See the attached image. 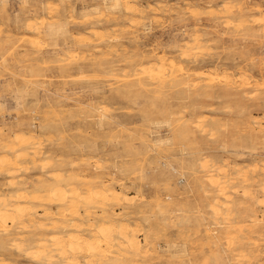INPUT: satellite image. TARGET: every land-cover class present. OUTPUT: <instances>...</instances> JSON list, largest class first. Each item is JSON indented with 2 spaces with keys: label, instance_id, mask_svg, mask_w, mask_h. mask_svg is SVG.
<instances>
[{
  "label": "rangeland",
  "instance_id": "374dc122",
  "mask_svg": "<svg viewBox=\"0 0 264 264\" xmlns=\"http://www.w3.org/2000/svg\"><path fill=\"white\" fill-rule=\"evenodd\" d=\"M120 1L0 0V155L27 168L0 194L32 225L0 261L63 264L50 236L77 220L128 227L105 264H264V0Z\"/></svg>",
  "mask_w": 264,
  "mask_h": 264
},
{
  "label": "bare ground",
  "instance_id": "6f19581e",
  "mask_svg": "<svg viewBox=\"0 0 264 264\" xmlns=\"http://www.w3.org/2000/svg\"><path fill=\"white\" fill-rule=\"evenodd\" d=\"M116 1V0H115ZM118 1V0H117ZM122 1V0H121ZM120 1V2H121ZM124 2V1H123ZM125 3H127V2H125ZM117 4V3H116ZM131 3L130 2H128L127 3V8H129L130 9V7L128 6V5H130ZM134 4H132V6H133ZM123 6V5H122ZM126 6V5H125ZM137 7V6H136ZM135 6H134V10H135V8H136ZM126 8V9H127ZM131 8H133V7H131ZM136 9H139L138 7L136 8ZM130 11H133V9L132 10H130ZM135 12H136V10H135ZM137 12H138V10H137ZM136 12V13H137ZM161 67V69H162V67L163 68H166V66H164L163 64H162V66H160ZM167 69V68H166ZM163 70V69H162ZM29 135V134H28ZM27 135V136H28ZM38 135V134H37ZM27 136H26V138H27ZM35 136V135H34ZM33 136V137H34ZM19 136H17L16 138H18ZM30 137V135L28 136V138L26 139L25 138V136L24 137H22V138H24V139H20V138H18V140H17V142H18V144L19 145H23L24 146V144H28L29 146H27V147H23V149H29V150H31V151H29L28 152V154L31 156V159H32V161H33V163H35V158H36V156L39 154V151H38V148L35 146V145H37L38 146V142L36 143L35 141H36V139H35V141H34V138H29ZM37 139H38V137H36ZM38 141H39V139H38ZM25 145V146H26ZM7 146V145H6ZM9 147H11V146H9ZM6 148V147H5ZM13 148V147H12ZM11 148V149H12ZM16 148V147H15ZM7 150L9 149V148H6ZM22 149V147L20 148V151H22L21 150ZM27 151V150H26ZM26 151H22V152H26ZM13 153V152H12ZM23 153V154H24ZM5 155V154H4ZM7 155V154H6ZM9 155V154H8ZM40 155V154H39ZM10 156V155H9ZM9 156H1L0 155V172H6V173H11V171H17V170H19V169H21V167H23L22 166V161H21V157L22 156H24V155H22L20 152H17V154H16V156L14 155V157H9ZM25 156H26V153H25ZM27 157H28V155H27ZM49 161V160H48ZM48 163V162H47ZM67 163V162H66ZM40 164H42V163H40ZM46 164V163H45ZM44 164V165H45ZM36 164H34V166H35ZM47 165V164H46ZM43 167V166H42ZM46 166H44L43 168H45ZM26 167H23V169H25ZM27 169V168H26ZM45 170H47V169H45ZM19 171H21V170H19ZM12 172V173H13ZM15 173V172H14ZM51 173V172H50ZM3 175V174H2ZM11 175V174H10ZM16 175V174H15ZM51 175V174H50ZM13 176H14V174H13ZM55 176V175H54ZM11 178H13V177H11ZM58 178V177H57ZM65 178V177H64ZM11 181L13 180V179H10ZM13 184V183H12ZM19 188H21V187H19ZM81 189V188H80ZM100 189V188H99ZM113 189V188H112ZM24 190V189H23ZM21 191V190H20ZM25 191V190H24ZM23 191V192H24ZM81 191V190H80ZM105 191V190H104ZM109 191H111V190H109ZM114 191V190H113ZM56 192H57V190H56ZM55 192V193H56ZM102 192V191H101ZM106 193V192H105ZM24 193H19V191L17 192V194H14V195H12V194H7V195H1L0 194V233L1 234H4L5 235V238H6V236H8L7 238H10L9 236H10V234H11V229L12 228H10L9 226H10V224H12V223H19L20 225H22V227H23V229H24V227L25 228H30L31 229V226L32 225H30V224H26L27 222L26 221H24V220H26V219H24L23 220V215H22V213H24L25 212V208H24V206H22V205H20L21 203L20 202H18V204L21 206V207H23L22 208V210L23 209H25L24 210V212H22V210H20L18 207H17V203H15L14 205H13V202L12 201H16V200H20V199H23V198H28L27 197V195H23ZM67 194H69V193H67ZM107 195H108V193H106ZM117 194V193H116ZM32 195H34V194H32ZM53 195H54V192H53ZM106 195V196H107ZM119 195V194H118ZM56 196V195H55ZM69 196V195H68ZM98 197H102V198H105L106 199V197H105V194H102V193H98V189H96V190H93L92 192L91 191H86L83 195H80L79 196V198L76 200V201H73L72 202V205H71V212L72 213H77L78 212V210H77V203H83L84 205L86 204V205H89V204H93V206H95V210H96V204L98 203L96 200H98ZM108 198H111L110 196L108 197ZM117 198V197H116ZM28 200V199H27ZM104 200V199H103ZM112 200H113V198H112ZM47 201V200H46ZM53 201H55V200H52V204H53ZM105 201V200H104ZM106 201H107V199H106ZM109 201V200H108ZM119 201H120V199H119ZM17 202V201H16ZM34 203V202H33ZM62 203H64V201L62 202ZM17 204V205H16ZM59 204V203H58ZM110 204V203H109ZM25 205H28V204H26L25 203ZM85 205V206H86ZM14 206V207H13ZM19 206V207H20ZM31 206V205H30ZM29 206V207H30ZM40 206V205H39ZM58 206V205H57ZM84 206V207H85ZM103 206H105V204L103 205ZM106 206H107V204H106ZM28 207V206H27ZM29 207H28V209H29ZM34 207V206H33ZM88 207V206H87ZM32 208V207H31ZM30 208V209H31ZM33 209V208H32ZM35 209V208H34ZM41 209V208H40ZM84 209V208H83ZM88 209H89V207H88ZM91 209V208H90ZM46 210V209H45ZM68 210H70V209H68ZM68 210H67V212H68ZM28 211H30L31 212V210H28ZM28 211H26V213H25V215L28 213ZM47 211V210H46ZM87 211V210H86ZM29 212V213H30ZM41 212H43V211H41ZM48 212V211H47ZM88 213H89V211H87ZM87 212H86V214H87ZM38 213V212H37ZM40 214V213H39ZM81 214V213H80ZM51 215H53V213H51ZM28 216H29V214H28ZM54 216H56L55 214H54ZM58 216V215H57ZM110 216V215H109ZM26 217V216H25ZM49 217V216H48ZM60 217V216H59ZM115 217H116V215H115ZM29 218V220L31 219V217H28ZM51 217H49V219H50ZM53 218V217H52ZM83 218V217H82ZM91 218V217H90ZM105 218V217H104ZM48 219V220H49ZM53 220V219H52ZM86 220H87V217H86ZM77 221V220H76ZM76 221H74V222H76ZM105 221V220H104ZM26 222V223H25ZM29 222H32V221H29ZM35 222V221H34ZM53 222H55L54 220H53ZM72 223V226L75 228V230H77L78 232L77 233H70V234H68L67 236H60V235H53V236H50L51 237V241H52V245L54 246V250L55 251H57L58 252V255H59V257L61 258V262L63 263V264H81L80 263V261L78 260V258H80V256H83V255H85V254H88V255H90V256H92V257H86L85 258V261H84V264H105V259H106V257H107V254H108V252L107 251H110L109 249H111V243H112V237L116 234H113L116 230H118V229H116V230H114V228L112 229V228H108V227H105V228H99V229H97V233H98V230H99V233L101 234V238H99L98 239V237L96 238V237H91V238H88L83 232H82V224L80 223V224H78V223ZM114 221H112V222H110L109 221V223H113ZM91 223H93V222H91ZM121 223H124V222H121ZM37 224V223H36ZM55 224V223H54ZM53 224V225H54ZM20 225H19V227H20ZM93 225V224H92ZM102 225V224H101ZM104 225V224H103ZM114 225V224H113ZM116 225V224H115ZM115 225H114V227H115ZM11 227H12V225H11ZM34 227H35V225H34ZM54 227H55V225H54ZM72 227V228H73ZM129 227H130V225H129ZM37 228H43V229H41V230H44V228H46L45 227V225L44 224H42V223H38L37 224ZM49 228H52V225H51V227H49ZM69 228V227H68ZM117 228V227H116ZM128 227H123V228H121L120 227V229L118 230V232H119V236H126V231L128 230L127 229ZM131 228V230H132V227H130ZM29 229V230H30ZM65 230L67 229L66 227L64 228ZM70 229H71V227H70ZM17 230V229H16ZM32 230V229H31ZM30 230V231H31ZM35 230H36V227H35ZM34 230V231H35ZM52 230H53V228H52ZM134 230V229H133ZM29 231V232H30ZM33 231V232H34ZM45 231V230H44ZM47 231H49V230H47ZM26 232V231H25ZM36 232V231H35ZM52 232V231H51ZM117 232V231H116ZM117 232V233H118ZM135 232V231H134ZM15 233V232H14ZM26 234V233H25ZM25 234H23L24 236H25ZM45 234V233H44ZM55 234V233H54ZM95 234V233H94ZM15 235H18V234H15ZM49 236V235H48ZM21 237V236H20ZM40 237V236H39ZM46 237V236H45ZM127 237V236H126ZM3 238V237H2ZM4 238V239H5ZM12 238H15V236L13 237L12 236ZM28 238V237H27ZM41 238V237H40ZM132 238H134V237H132ZM16 239V238H15ZM21 239H22V237H21ZM123 239H126V238H123ZM23 240V239H22ZM49 240V239H48ZM127 240V239H126ZM129 240V239H128ZM17 240H14V242H16ZM130 242L129 243H131V241L132 240H129ZM14 242H13V244H14ZM18 242V241H17ZM17 242L15 243V244H17ZM22 243H23V241H21ZM134 242V241H133ZM40 244H39V247H40V249H37L38 251V253L37 252H33V251H31V250H24L25 251V256H27V257H34V258H40V257H45V255H46V251L49 249V245L48 244H45V242H39ZM123 243V242H122ZM14 244V245H15ZM29 244V243H28ZM18 245V244H17ZM21 245V244H20ZM23 245H25V244H23ZM130 245V244H129ZM22 246V245H21ZM121 246V245H120ZM130 246H132V245H130ZM24 247V246H23ZM23 247H21V248H23ZM28 247V246H27ZM13 248V247H12ZM20 248V246L18 247V249ZM24 248H26V247H24ZM135 248V247H134ZM20 251H21V249H19ZM33 250V249H32ZM35 251V250H34ZM23 254V253H22ZM47 257V256H46ZM1 258V257H0ZM3 258V257H2ZM33 258V259H34ZM48 260H49V262H50V256H48ZM30 259V258H29ZM55 259V258H54ZM53 259V260H54ZM35 260V259H34ZM124 261V260H123ZM38 262V261H37ZM0 264H8V263H5V262H3V261H0Z\"/></svg>",
  "mask_w": 264,
  "mask_h": 264
}]
</instances>
